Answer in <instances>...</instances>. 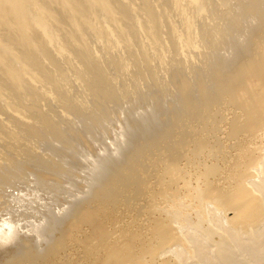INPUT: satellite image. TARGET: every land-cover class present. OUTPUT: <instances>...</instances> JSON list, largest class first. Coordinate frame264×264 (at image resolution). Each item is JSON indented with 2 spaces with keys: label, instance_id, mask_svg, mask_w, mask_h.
<instances>
[{
  "label": "rangeland",
  "instance_id": "obj_1",
  "mask_svg": "<svg viewBox=\"0 0 264 264\" xmlns=\"http://www.w3.org/2000/svg\"><path fill=\"white\" fill-rule=\"evenodd\" d=\"M197 1L148 0L153 29L120 1L128 17L85 33L90 69L63 23L49 80L0 83V264H264V119L242 111L264 87V0Z\"/></svg>",
  "mask_w": 264,
  "mask_h": 264
},
{
  "label": "bare ground",
  "instance_id": "obj_2",
  "mask_svg": "<svg viewBox=\"0 0 264 264\" xmlns=\"http://www.w3.org/2000/svg\"><path fill=\"white\" fill-rule=\"evenodd\" d=\"M120 1L123 0H0V83L1 82H3V84L5 82L8 83L9 85L8 88L11 89V93L20 97V95L21 96L31 95V91H32L31 86L35 81L49 80L50 78L48 72L45 69L43 59L44 60L50 59L49 56L47 55V53L49 52L48 46L49 44L53 43L54 40H56L58 36V31L63 28L62 27L63 23L68 24L72 28V34L69 38L70 40H73L75 38L77 39L79 37L81 38L80 43L77 46L75 52L78 57H80L85 62H88L86 63L87 64L86 67L90 69L92 60L89 57H85V52H84L87 47V43L85 42V38H84L85 33H90L93 35L102 33V28L100 27L101 25L98 26L96 24V20L100 14L104 16L103 18L107 20L109 19L111 21H116L117 15H119L122 18L128 17L130 14V10L128 9V7L125 6L126 4L120 6V4H118L121 3ZM174 1L176 3L179 2V0H174ZM191 1L196 2L197 0H191ZM143 7L144 9L150 12L151 16L149 18L148 25H151L153 29V26H155L156 24V20L154 18L152 10L149 9L148 0H143ZM159 23H161V21ZM64 49H65L64 46H61L58 48V52L63 53ZM262 50H264V47ZM91 71L94 72V69L92 68ZM233 75L231 77H233ZM53 82L55 81L53 80ZM186 87L187 86H185V89ZM260 89L261 90L258 94L255 93L256 97L255 98L252 97L251 99H249L247 103L242 107V111L244 114L243 115L244 118L243 117L242 118L244 119L245 122L247 121L245 127L248 130H256V128H258L259 125L261 126L262 120L264 119L263 118L264 87ZM3 92L0 89V96L4 95ZM12 107H13L12 103L11 104L7 103L6 108L13 110ZM172 169L174 170V168ZM173 170L171 171L170 174H172V172H174L173 175L177 174ZM213 173H215V168L208 166L204 171V177H207L209 175L211 176V174ZM210 189L211 188H209V184H206L205 187H203V189L198 188L196 191L197 198L199 200H202L204 197H214L215 195L211 193ZM229 194H231V192ZM229 194L227 195L228 198L230 197ZM241 194H243V192L239 191V193H237L236 195H241ZM216 198H217L216 201H218L222 205L224 204L223 206H226L225 203H227V201H229V204L230 203L232 204V207L233 205H236L235 207L239 205V203L235 202L234 198L228 199L225 197V195L223 196L217 195ZM151 208L149 209L151 210ZM153 210L155 211V209ZM177 214H178L177 210L167 211V215L165 218L170 219L169 221L171 222V220L177 217ZM168 232H165L167 236L169 235ZM163 234L164 233L162 231H159L158 232L159 238L157 237L158 239H160L159 242L163 241L162 243H164V239L166 236L165 234H164L165 236ZM107 257L108 258L106 259L105 262L106 264H112V263L124 264V262H122L117 257L116 253L114 254L112 253Z\"/></svg>",
  "mask_w": 264,
  "mask_h": 264
}]
</instances>
